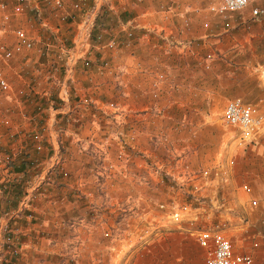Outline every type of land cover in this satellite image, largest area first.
<instances>
[{"label":"crops","instance_id":"crops-1","mask_svg":"<svg viewBox=\"0 0 264 264\" xmlns=\"http://www.w3.org/2000/svg\"><path fill=\"white\" fill-rule=\"evenodd\" d=\"M0 1L11 4L14 0ZM142 1L145 8L149 4L158 7L162 3V5L168 3L167 6L173 8L178 7L180 11L184 6L186 7V3L183 5L184 0ZM177 1L181 4L178 5ZM68 2L63 0V7H67ZM108 2L111 3L112 0ZM129 3L130 1L122 5L120 3L119 7L116 6V10L112 8L113 11L108 12L113 16L115 35L123 41L120 43L121 46L125 45L124 50L126 51L131 44L130 49L133 48L134 51L137 50L136 54L139 53L135 58L127 54L123 63L117 65V68L119 65L122 66L124 71L123 80L117 81L120 85H126L125 90L120 93L122 97L117 96L119 90L114 88V83L108 76L107 65L114 64L110 62L108 56L111 55L109 50L112 49H106L102 45L105 35H100L95 29L85 52L72 60L71 70L67 75L63 70V50L60 48V43L65 42L67 37L58 30L60 28H51V31H55V35L51 37L42 34L44 38L42 52L31 50L33 56L25 58L21 63L13 59L7 64L0 62L1 73L9 85L5 94L6 99L0 100V123L3 124L0 125V189L11 180H19L27 186L37 177L38 184L33 191V199L26 209H20L18 200L10 193L8 196L10 200L17 202L15 207L17 212L9 211L5 216L0 214V225L5 226L4 236L9 234L11 236L7 239L6 246L14 248L16 252L14 264L203 263L204 250L199 248L189 236L188 239L184 234L171 230L164 233L165 238L158 240L155 237L161 233L158 229L153 230L154 228L150 227L151 229H145L144 232L140 231L137 227L138 219H145L151 212L146 203L148 196L134 192L137 200L135 198L130 200L137 203L140 208H137L136 212L131 210V206L122 209L121 202L126 199L121 198L119 192L121 186L118 184L121 185L122 181L129 179L123 178L125 172H128L131 166H135V169L150 174L144 161L135 160L132 156L134 151L145 154L149 148L146 134L151 129L145 128L148 123L135 122V128L141 131L138 132L133 127L135 132L128 141L121 136L127 133L124 130L125 125L111 132L98 130L90 124L82 127L81 124L92 114L91 108L99 110L110 102L117 106V110H108L109 114L118 112L119 119L127 118L131 115H128V112L131 111L149 109V107L151 111L157 109L154 107L157 104L153 103L155 99H159L156 100L159 101L158 108L163 104V113H166L168 106L165 103L170 104L178 100L181 94L182 98L192 95L188 89L191 83L190 71L205 70L204 66L198 63L199 52L213 53L214 60L220 63H225L223 58L229 60L231 68H225L229 71L235 69L238 65L236 63L240 61L245 63L244 66L251 65L250 62L259 52L255 44L256 32L251 30L239 35L236 30H229L238 29L245 23L260 22L264 18L251 19L248 14L249 6H246L239 11L209 16L214 25L210 24L212 21L209 22L208 18L207 29L201 27L202 21L191 20V17L190 24L182 29L181 19H178L176 29L180 36L177 37H181L182 34L181 38H201L203 50L192 53L182 51L179 47L169 46L165 40L158 37L161 33L158 31L171 24V20H166V25L159 30H153L154 35L152 34L151 37L148 33L149 38L144 40L143 36L147 34L144 31L149 30L153 19L147 16L150 14V9L147 10L149 14L147 11H143L144 14H137L131 10L132 5ZM26 4L27 7L22 5L20 13L9 15L7 22H3L0 16L3 46L10 45V40H7L8 34L4 35V30L9 26L22 25L24 20L28 19L27 16L30 14L28 6L33 5L34 2L28 0ZM262 4L264 6V2ZM107 7L111 8L109 5ZM58 13H51L49 25L57 22L54 16ZM194 14L196 12H189L191 16ZM103 23L109 24L107 21ZM164 36L170 39L176 37L170 32ZM137 40L145 42L138 45ZM158 40H161L160 45ZM163 45L174 49L165 52ZM143 50H148L149 53ZM160 52L163 55H159ZM38 55H41V64L35 62ZM139 56H143L141 61ZM213 58L208 63L213 61ZM48 60H51L50 64H47ZM254 64L259 66L256 62ZM210 66L214 68L211 63ZM155 73L163 76L158 82L160 93L157 98L151 97L152 101L145 102V105L139 108L142 103V99L139 100L140 91L143 89L150 91ZM60 86H63L60 90L66 91L67 95L63 102L57 99ZM83 106L87 107L88 111L80 109ZM61 118L63 123L59 126L57 121ZM126 127L130 126L127 124ZM152 130L154 131L155 127ZM34 134L36 137L38 135L37 140L32 137ZM116 149L117 154H127H125L127 159L122 163L118 160L114 162L118 167H122L121 175L110 174L112 171H117V168L113 164L114 170L110 169V164L105 161L109 155H112L111 151ZM25 160H28L32 167L27 168L24 165ZM150 161L152 159L149 163ZM23 165L25 169H22ZM60 171H63L62 175ZM8 197L0 194V213ZM136 214L139 216L131 220ZM145 234L148 235L146 238H144ZM132 246L133 251L126 254ZM138 248L141 249L138 251ZM251 253H253V264H264V249Z\"/></svg>","mask_w":264,"mask_h":264},{"label":"rangeland","instance_id":"rangeland-1","mask_svg":"<svg viewBox=\"0 0 264 264\" xmlns=\"http://www.w3.org/2000/svg\"><path fill=\"white\" fill-rule=\"evenodd\" d=\"M108 1L105 0L104 5L98 9L95 15V26L98 28H95V30L100 35L104 34L105 39L111 38L115 42V49H112L113 51L109 50V54L111 55H108L110 62L114 64L113 66L107 65V67L109 68L108 76L111 77L114 88L117 91L119 90L117 96L120 97H122L120 93L123 92L122 90H125L126 85L117 83V81L120 82L124 78L122 76L124 71L119 73L118 69L116 70L117 65L123 63L127 54L135 58L139 53L136 54L137 50L130 49L129 46L131 44L128 45L126 51L124 50L125 45L122 44L121 46L123 41L115 35L116 27L112 22L113 16L108 14V12L113 11L112 8L116 10L120 3L122 5V3L125 4L130 1L129 5H132L131 10L137 14H144L143 11L150 9V14L147 11V14H149L147 16H151L153 19L149 30L146 29L144 31L147 33L143 36L144 40L149 38L148 33H150L151 37L152 34L154 35L153 30H159L160 27L166 25V20H171L174 24L171 22V24L165 26V29L161 28L158 32H164V34H169L170 32L177 37V35L180 36V33L176 29L180 16L188 15L189 18L191 17V20L195 19L198 21L207 20L209 16H213L207 14L202 9L206 3L205 0L196 2L199 7L194 16L189 15L187 10V6L195 3L192 0H184L183 5L186 3V7L184 6L182 11L178 10V7L167 6L168 3L164 5L162 3L158 7L148 3L149 5L145 8L142 0H124L123 2L112 0L111 3ZM33 2L38 9L37 15L34 16L30 13L27 16L28 19L24 20V24L9 26L4 30V35L8 34L7 40H10V45L7 44L6 47L4 44L3 46L5 49L10 48L14 42L12 31L15 28H21L32 40V47L30 49L23 48L20 52L13 53L4 62L0 57L1 63L7 64L11 59L20 61L21 63L25 58L33 56V53L30 52L31 50H33L32 52L37 50L42 52V41H44L42 34L47 37L55 35V31L50 30L53 27L55 29L60 28L58 30H61V33L63 32L67 37L65 42L63 41L64 45L60 43V48L66 51L71 47V40L80 11H71L68 9L69 6H64L62 9L63 13L69 14L72 18L68 15L62 21L56 15L54 17L57 18V22L49 25L48 20L52 18L51 13L54 12L44 7L41 0H33ZM86 2V5L83 6L84 9L90 7L91 4L90 0H86ZM177 4L180 5L181 3L177 1ZM108 5L111 8L108 9ZM42 19L47 23L46 27H42L40 23ZM209 19V22L212 21L211 17ZM106 21L109 24L103 23ZM210 24L214 25L213 21ZM231 30H236L239 35H244L251 30L254 33L256 32L257 39L255 40V44L258 46L259 52L258 56H255L250 62L251 65L244 66L243 64L245 63L240 61V63H236L238 65L235 69L229 71L225 69L232 66L229 60L227 61L223 58L222 60L225 63H220L218 60H214L213 53H211L210 57L205 58L207 52H199L203 50L201 48V38L191 37L195 38L198 45L186 51L192 53L198 51V63L202 67L204 65L205 68L203 71L197 69L190 71L191 83L188 89H190L192 95L189 97L186 95L182 98L183 95L181 94V96L179 95L181 98L178 100L172 101L170 104L165 103L168 108H166L167 112L163 113V104L162 107L158 108L160 105L159 101L157 102L156 100L159 99H155V97L151 96L150 91L148 92L143 89L139 94V100L142 99L141 105L139 103V108L143 107L145 102L152 101V97L155 99L153 103L157 104L154 105L157 109L155 108V110L151 111L149 107V109L131 111L128 112V115L131 114L130 116L119 119L117 116L118 112L109 114L111 115L110 117L109 115H103L100 108L99 110L91 108L92 114L81 125H83L82 127H86L90 124L98 130L115 132L119 127L124 125V130L128 131L131 128L134 130L135 122L143 121V123H148L147 126L145 125L146 127L144 126L146 129H151L146 134V143L149 145V148L145 152L146 157L144 153L131 152L135 160L144 161L151 175L141 169H135V166H131L128 172L124 171L126 175L123 176V178L129 179L122 181L123 185L118 184V186H121L120 191L118 190L120 195H122L121 198L126 199L121 202L123 203L122 209L131 206V210L136 212L135 210L140 208L137 203L130 200V198L137 200L134 192L148 196L146 203L151 212L145 219H138L137 227L140 228L141 232L150 227L154 228L153 230L158 229L161 233L155 237L160 240L165 238L164 233L174 230L176 233L184 234L189 239V228H212L216 224H223V231L229 236L228 238L235 251L254 252L264 249V108L262 107V103L264 102V20L252 24L245 23V25H240L238 29L232 28L229 31ZM181 37H183L182 34ZM143 41L137 40L136 42L138 45H142ZM158 41L160 45L161 40ZM170 49L174 48L163 45L165 52H168ZM131 51L133 52L129 54ZM145 52L149 53L148 50ZM16 54L20 55L16 57ZM160 54L163 55L161 52ZM60 58L62 57L60 56ZM138 58L141 61L143 56H139ZM211 58H213V61L208 63ZM49 61L51 60H48L47 64H50ZM35 62L41 64V55L37 56ZM255 62L259 64L258 67L254 64ZM210 63L213 66L217 64L213 68L210 66ZM231 98H239V100L246 104L255 105L263 115L257 136L251 141L245 142L241 147L235 146L237 131H234L232 127L221 124L219 118L225 102ZM1 99L5 100L6 95L0 94ZM80 109L88 111V108L84 106L80 107ZM133 116H136V118L134 119ZM123 120L124 122H122ZM127 124L130 126L129 128L126 127ZM0 125L3 124L0 123ZM154 127L155 130L153 131ZM137 131L140 132L141 130ZM121 136L125 141L131 139L127 133L121 134ZM117 151V149L115 151L112 150V155H109V158L105 159L110 164V169L117 160ZM150 159H152L151 163H149ZM229 159H232V164H228ZM115 166L117 171H112L110 174H123L120 171L123 170L122 167H118L116 164ZM112 170L114 169L112 168ZM241 185L249 187L248 195L240 192L239 187ZM250 199H255L256 204L250 205ZM171 201H175L177 205L190 203L192 207L196 208L194 212L196 218L191 222V226L184 220L179 224L168 220L167 215L171 208ZM124 203L126 204L124 205ZM130 203H133V205ZM159 204H163V207L160 208ZM137 215L139 216V214H136L131 220H135ZM129 223L133 224L132 221H129ZM147 236L145 234L144 238ZM252 241L256 242V246L253 249L249 246ZM133 248V246L129 247L126 254L129 251L132 252ZM140 249L138 248V251ZM138 251L136 250V252Z\"/></svg>","mask_w":264,"mask_h":264},{"label":"built area","instance_id":"built-area-1","mask_svg":"<svg viewBox=\"0 0 264 264\" xmlns=\"http://www.w3.org/2000/svg\"><path fill=\"white\" fill-rule=\"evenodd\" d=\"M28 0H14L13 3L8 4L0 1V10L2 14L0 15L3 22H7L9 15L18 14L21 12L22 5L27 7ZM44 7L52 10L53 12H59L57 17L60 20L64 21L69 14H63L61 11L63 9V0H41ZM123 2L124 0H117ZM195 3H192L191 6H187L188 12H196L199 5L196 2H202L204 0H192ZM86 0H69L68 6L71 11H80L78 15V20L75 26L74 34L71 40V47L66 51H63V70L67 75L71 70L72 60L83 54L85 48H87L89 39L91 38L92 32L95 28V15L98 12V9L104 5L105 0H90V7L84 9V4ZM264 0H210L203 5V10L209 15H223L226 12H235L248 7V14L253 20L264 18ZM30 13L34 16L37 15L38 9L37 6L30 5L28 6ZM83 9V10H82ZM61 10V11H59ZM72 18V16L69 15ZM180 25L182 29H185L186 26L190 24V19L188 15H182L180 18ZM42 27H46L47 23L42 19L40 22ZM201 27L203 29L209 28L208 21H202ZM14 42L10 48L5 49L3 47V32L0 29V57L1 60L7 61L8 58L12 56L13 53L20 52L21 49H30L32 47V40L27 36L26 32L21 28H15L12 31ZM130 35V33H128ZM164 32L159 34V38L166 41L169 46L179 47L180 50L186 51L191 49L193 46L198 45L195 38L186 37H175L170 39L164 36ZM106 49L115 48V42L111 38L104 40L102 44ZM211 56V53H206L205 58ZM204 66V65H203ZM119 73L123 69L119 66ZM55 71V68H54ZM163 79V76L159 73H155V78L151 83L150 93L152 97L157 98L160 90L158 87V82ZM63 84V83H62ZM59 87L57 99L63 102L66 98V91L60 90ZM65 87V86H64ZM9 85L0 70V94H6L8 92ZM264 108V102L262 103ZM117 110V106L110 102L105 105V108L102 107L103 115H108V110ZM264 111V109H263ZM220 122L224 126L232 127L236 132L235 137V146L241 147L247 141H251L255 136L261 125V120L263 118L260 110L253 104L244 103L239 98H231L227 100L221 111ZM134 130L131 128L127 131V134L132 136ZM36 139V134L32 136ZM38 149L37 146H35ZM118 162H122L127 159L124 153H119L116 155ZM228 164H232V159L228 160ZM63 171H60L62 175ZM37 177L33 178L32 181L24 188L21 199L18 202V207L20 209H26L30 200L33 199V191L35 190L37 184ZM241 193L248 195L249 187L246 185H241L239 187ZM171 208L167 215V218L170 222L179 224L183 220L188 222L191 226V222L195 220V207H192L190 203H181L177 205L175 201H171ZM250 205H255L256 200L250 199ZM159 207L162 208L163 204H159ZM17 210L14 211V213ZM5 226L0 225V264L3 263V259L6 255L11 254L16 255L14 248H9L6 246L7 240L4 236ZM189 236L195 242V244L204 250V259L202 264H253V254L249 251H238L236 252L233 249L232 244L230 243L229 236L223 231L222 225H214L212 228H189ZM250 248L253 249L256 246V242L252 241L250 243Z\"/></svg>","mask_w":264,"mask_h":264},{"label":"trees","instance_id":"trees-1","mask_svg":"<svg viewBox=\"0 0 264 264\" xmlns=\"http://www.w3.org/2000/svg\"><path fill=\"white\" fill-rule=\"evenodd\" d=\"M87 2H85L84 6L86 5ZM95 29V28H94ZM63 121H62V118L57 121V124L62 125ZM15 160V159H13ZM13 163V161H12ZM21 165V164H20ZM24 165L27 167V168H30L32 167L30 162L28 160H25L24 161ZM22 166L23 168L22 169H25V166ZM21 169V167H19ZM26 185L25 184H22L20 183L19 180H11L9 182V184H6L4 185L1 189H0V194H3L6 196V198L9 196L10 193H12V196L14 198H16L19 202V200L21 199V195L23 193V190H24V187ZM9 198V197H8ZM16 204L17 202L15 203V201H11L10 198L8 200H6V202H4V205L2 207V210L1 211V215L2 216H5V215H8L9 214V211H14L15 210V207H16ZM10 234L8 236L5 237V239H9ZM11 249V248H10ZM5 262L2 263V264H14L16 263V257L15 255L11 254V252H9V255H6L5 256Z\"/></svg>","mask_w":264,"mask_h":264}]
</instances>
